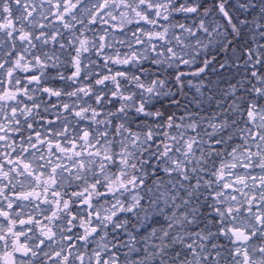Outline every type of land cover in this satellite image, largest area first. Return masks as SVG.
I'll list each match as a JSON object with an SVG mask.
<instances>
[{
  "label": "clouds",
  "instance_id": "obj_1",
  "mask_svg": "<svg viewBox=\"0 0 264 264\" xmlns=\"http://www.w3.org/2000/svg\"><path fill=\"white\" fill-rule=\"evenodd\" d=\"M0 264H264V0H0Z\"/></svg>",
  "mask_w": 264,
  "mask_h": 264
}]
</instances>
